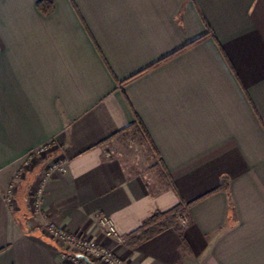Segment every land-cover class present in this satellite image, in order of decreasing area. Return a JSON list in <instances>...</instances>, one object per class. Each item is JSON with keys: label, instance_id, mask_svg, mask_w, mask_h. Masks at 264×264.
<instances>
[{"label": "crops", "instance_id": "crops-1", "mask_svg": "<svg viewBox=\"0 0 264 264\" xmlns=\"http://www.w3.org/2000/svg\"><path fill=\"white\" fill-rule=\"evenodd\" d=\"M40 1L0 0V264H79L28 209L59 161L42 210L70 233L187 206L182 231L110 241L131 264H264V0ZM137 116L176 189L121 148Z\"/></svg>", "mask_w": 264, "mask_h": 264}, {"label": "built area", "instance_id": "built-area-1", "mask_svg": "<svg viewBox=\"0 0 264 264\" xmlns=\"http://www.w3.org/2000/svg\"><path fill=\"white\" fill-rule=\"evenodd\" d=\"M49 148L50 144H46L30 152L22 158L23 165H28L34 161L38 155L47 152ZM63 166V162H55L54 165L49 167L48 172L53 169L63 168ZM48 172L43 179H40V184L38 185L40 187H38L33 196L34 200H30V205L33 206L32 208L35 213L43 218L41 229L47 235L59 241L66 251V256H69L79 264H87L79 255L88 257L96 264H131L129 259L125 255L120 254L110 243V241H114L117 245L122 246L126 244V238L118 232L115 224L109 217L100 216L97 218L96 223L101 231L100 237L88 239L80 234L68 232L53 221L48 214L43 212L42 200ZM7 201L11 205L14 203L13 190L9 191ZM181 225L184 227L188 225V219L186 217L181 218Z\"/></svg>", "mask_w": 264, "mask_h": 264}, {"label": "trees", "instance_id": "trees-1", "mask_svg": "<svg viewBox=\"0 0 264 264\" xmlns=\"http://www.w3.org/2000/svg\"><path fill=\"white\" fill-rule=\"evenodd\" d=\"M38 7L44 13H49L53 9V3L49 0H41L38 3ZM132 130L136 131L142 143L148 148L150 152V156L159 159L158 165L164 170V180L168 184L169 187L176 189L173 180L171 179L170 173L167 171L165 164L160 159L159 152L156 148L154 141L152 140L151 136L149 135L147 129L145 128L144 124L137 116L135 123L131 126ZM186 205L181 202L180 205L166 211V212H159L149 218L144 225L135 233L129 235L126 238V244L129 246H135L151 238L155 237L156 235L162 233L163 231L169 228H175L179 231H182L183 226L181 225V218L186 217L185 210Z\"/></svg>", "mask_w": 264, "mask_h": 264}, {"label": "rangeland", "instance_id": "rangeland-1", "mask_svg": "<svg viewBox=\"0 0 264 264\" xmlns=\"http://www.w3.org/2000/svg\"><path fill=\"white\" fill-rule=\"evenodd\" d=\"M128 136L124 137L121 141V148L125 149L126 152H128L129 155L133 156L137 159V161L140 162L142 165L143 172H145L154 183L159 184V181L164 180V170L158 165V158H154L153 156H150V152L148 148L142 143L139 134L136 131L128 132ZM123 134L119 137H122ZM52 149V147L50 148ZM49 150L45 153H42L38 155L34 161L29 163L28 165L24 166L21 161V169L18 174V178H24L26 177L33 169L35 168V165L37 163H41V160L43 159L44 155L48 153ZM49 159V158H47ZM49 162H54V159L49 160ZM48 170H43L40 174H38L34 179L30 187L29 195L31 196L30 200H34L33 196L36 193V190L38 189V186L40 184V179H43L47 175ZM27 178V177H26ZM29 204L28 209L29 213L36 214L35 211ZM113 247V246H112Z\"/></svg>", "mask_w": 264, "mask_h": 264}, {"label": "water", "instance_id": "water-1", "mask_svg": "<svg viewBox=\"0 0 264 264\" xmlns=\"http://www.w3.org/2000/svg\"><path fill=\"white\" fill-rule=\"evenodd\" d=\"M79 257L83 258L87 264H96L94 261L90 260L88 257L84 255H79Z\"/></svg>", "mask_w": 264, "mask_h": 264}]
</instances>
